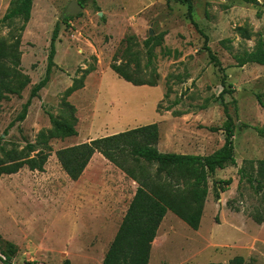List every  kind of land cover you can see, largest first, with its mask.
Masks as SVG:
<instances>
[{"label": "rangeland", "instance_id": "1", "mask_svg": "<svg viewBox=\"0 0 264 264\" xmlns=\"http://www.w3.org/2000/svg\"><path fill=\"white\" fill-rule=\"evenodd\" d=\"M10 1L0 0V19ZM72 2L83 4L82 9L68 17ZM190 4L191 17L187 5L176 0H33L20 46V69L30 85L20 97L0 104V141L5 153L19 154L31 144L34 152L18 158L41 153L46 163L42 172L23 167L0 178L2 260L1 250L11 244L15 254L9 264H101L137 185L102 156L94 157L83 180L72 182L55 153L156 124L160 153L209 156L224 143L218 99L224 74L232 86L223 102L234 123L235 166L209 178L197 232L171 213L165 216L149 264H227L235 257L244 264H264V223L250 218L264 202L245 181L240 183L238 174L242 168L250 173L248 164L256 169L264 158V108L257 99L264 105V67H239L236 61L264 44V0ZM56 26L55 68L25 120L17 123L31 89L45 76ZM122 60L138 66L133 78L155 87H134L120 79L110 66ZM87 70L93 72L83 80L85 89L65 98ZM49 116L73 124L77 136L44 143L40 135L51 129ZM227 180L231 185L215 200L214 183Z\"/></svg>", "mask_w": 264, "mask_h": 264}, {"label": "trees", "instance_id": "2", "mask_svg": "<svg viewBox=\"0 0 264 264\" xmlns=\"http://www.w3.org/2000/svg\"><path fill=\"white\" fill-rule=\"evenodd\" d=\"M180 4H186L188 15L191 13V0H176ZM79 4V3H78ZM83 4H79L82 6ZM33 0H11L9 7L0 19V104L10 97H20L22 92L30 85V79L23 75L20 69L21 40L25 28L30 21ZM69 19V18H68ZM196 28V24L192 22ZM58 26L52 32L49 53L44 78L30 91L27 102L22 107V112L16 122L22 123L27 115L33 99L38 97L49 81L50 74L55 68V43L58 38ZM7 30L2 36L1 32ZM206 41V40H205ZM146 46L148 43L145 44ZM206 51L210 60L219 67L216 58ZM116 66H110V70L120 79L134 87L154 88V82H148L132 77V71L138 69L137 65L128 60ZM237 65L243 67L247 64H255L264 67V44L260 43L253 52L244 53L236 58ZM222 72L223 70L220 69ZM93 70H87L81 81L74 80L71 87L65 92V98L80 91L84 87L83 80ZM226 76L223 74L220 82L222 91L219 100L222 105L225 123L222 128L224 143L221 148L209 156L179 155L160 153L157 150L159 129L156 124L138 127L116 135L91 140L87 143L59 150L55 153L57 162L67 176L76 182L83 175L85 169L95 154H99L113 167L121 171L126 178L137 185L136 191L122 218L118 231L110 243L101 264H149L152 244L156 238L158 229L167 213L184 223L190 230L197 232L203 215L204 204L208 196V180L217 170H223L228 166H235L234 159V123L228 114V109L223 102V95L232 94V86L226 84ZM258 103L264 108L258 97ZM70 110L73 107L65 104ZM51 129L42 132L40 138L46 143L50 139H63L77 136L73 124L55 119L49 116ZM10 124L9 128L13 127ZM210 131H215L211 129ZM7 135V132H4ZM34 152V146L28 144L22 152L28 154ZM17 152H4L0 141V178L5 175L16 174L23 167L29 171L42 172L46 163V156L38 153L32 159H19ZM17 155V156H15ZM250 173L242 168L238 171L240 183L245 181L256 196L264 202V158L256 163L248 164ZM231 185V180L214 183V198L219 200V194L224 193ZM250 218L256 225L264 223V207L258 208ZM5 260L9 264L15 254V248L11 244H5V251L1 250ZM24 264H36L25 262ZM62 264H72L65 260ZM227 264H244L242 257H235Z\"/></svg>", "mask_w": 264, "mask_h": 264}, {"label": "water", "instance_id": "3", "mask_svg": "<svg viewBox=\"0 0 264 264\" xmlns=\"http://www.w3.org/2000/svg\"><path fill=\"white\" fill-rule=\"evenodd\" d=\"M82 8L79 6V4L77 2H72L69 7L66 10V16L70 17V16H74L78 13L79 10H81Z\"/></svg>", "mask_w": 264, "mask_h": 264}, {"label": "crops", "instance_id": "4", "mask_svg": "<svg viewBox=\"0 0 264 264\" xmlns=\"http://www.w3.org/2000/svg\"><path fill=\"white\" fill-rule=\"evenodd\" d=\"M84 88V87H83ZM85 89V88H84ZM82 90V89H81ZM80 90V91H81ZM79 91H77L76 93H78ZM75 94V93H74ZM172 154H174V153H172ZM180 155V154H179ZM95 156H100L99 154L97 155V154H95L94 156H93V158H92V160L90 161V163L88 164V166H87V168L85 169V171H84V173H83V175L80 177V179L76 182V183H79V181H81V180H83V178H84V175L87 173V170L89 169V168H91V165H92V161H93V159H94V157ZM194 156H197V155H194ZM101 157V156H100ZM128 207V206H127ZM127 210V209H126ZM126 212V211H125ZM125 214V213H124ZM168 214V213H167ZM166 214V215H167ZM162 224V223H161ZM160 228V227H159ZM159 230V229H158ZM158 233V232H157ZM156 237H157V235H156ZM156 239V238H155ZM104 259V258H103ZM150 260H151V254H150ZM150 260H149V262H150Z\"/></svg>", "mask_w": 264, "mask_h": 264}]
</instances>
